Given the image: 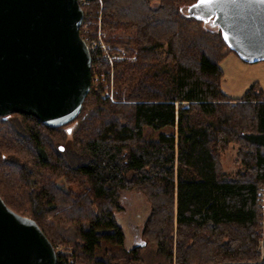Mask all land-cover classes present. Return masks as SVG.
Segmentation results:
<instances>
[{"label": "trees", "instance_id": "16d2710c", "mask_svg": "<svg viewBox=\"0 0 264 264\" xmlns=\"http://www.w3.org/2000/svg\"><path fill=\"white\" fill-rule=\"evenodd\" d=\"M197 2L103 0L110 28L137 30L132 40L113 41L136 52L134 61L115 64L118 103L91 87L81 113L62 127L22 113L0 117L2 199L23 215L14 203L27 198L29 218L54 247L71 246L80 264L140 260L144 246L124 248L115 216L131 190L151 203L143 237L148 245L152 236L161 257L264 264V89L256 83L240 98L224 92L221 64L238 54L219 27L208 30L184 10ZM102 65L107 70L108 60ZM148 128L159 131L156 139L145 138ZM232 143L242 165L234 176L220 160Z\"/></svg>", "mask_w": 264, "mask_h": 264}, {"label": "water", "instance_id": "95a60500", "mask_svg": "<svg viewBox=\"0 0 264 264\" xmlns=\"http://www.w3.org/2000/svg\"><path fill=\"white\" fill-rule=\"evenodd\" d=\"M212 6V24L230 48L246 62L264 61V4L219 0ZM82 19L78 0H0V117L22 113L51 128L77 118L92 82ZM0 264H58L37 222L10 209L1 195Z\"/></svg>", "mask_w": 264, "mask_h": 264}, {"label": "rangeland", "instance_id": "374dc122", "mask_svg": "<svg viewBox=\"0 0 264 264\" xmlns=\"http://www.w3.org/2000/svg\"><path fill=\"white\" fill-rule=\"evenodd\" d=\"M199 2V1H198ZM197 4V3H196ZM92 11L94 10L97 18L95 23L91 26L95 39H97L101 31V38L104 45L108 49L109 54L113 57V63L108 61V69L105 70L101 62H97L92 68V91L95 93L103 92V96L108 97L112 103H118L115 96V64L116 62L134 61L136 59V52L131 53L123 45L115 46L113 41L116 39L132 40L137 36L136 29H112L104 19V5L103 0H94L91 3ZM185 11H194L197 18L206 22L205 27L208 30H216L217 26L213 25V19L216 17L215 9L211 7H184ZM99 17L101 22L99 23ZM105 33V35H104ZM227 51V50H226ZM106 59V57H105ZM224 70V78L222 81V88L224 92L231 97H242L250 87L258 83L264 89V61L257 63H249L242 60L235 53H229L221 64ZM126 88L123 90L122 96L125 97ZM10 120H17L15 116ZM161 130L160 132H163ZM159 131L155 132L152 129H146L145 138L156 139ZM239 145L236 143L230 144L229 148L220 152V160L223 169L227 175L234 176L242 169L241 163L238 161ZM8 155V153H7ZM6 156V154H5ZM4 164L0 168V187L5 190V178L3 173L7 171ZM60 184L65 185L63 181ZM68 187V184L66 185ZM5 192V191H4ZM15 201V199H13ZM28 199L23 201H15V206L21 210L22 216L29 217V202ZM260 203L262 209V218L260 223V243L258 250L261 252L262 259H264V185L260 189ZM121 210L115 212L118 224L124 229L126 241L124 248L129 251L136 247L144 246L139 249L140 260L134 264H177L176 254L174 253L172 260H167L161 257L157 252L156 242L149 237V243L143 237L144 224L151 213V203L148 197L143 192L125 191L120 196ZM56 249L63 252L62 259L66 264H80V261L73 255V248L69 245L57 244ZM118 264H128L121 261Z\"/></svg>", "mask_w": 264, "mask_h": 264}, {"label": "built area", "instance_id": "2783aa9c", "mask_svg": "<svg viewBox=\"0 0 264 264\" xmlns=\"http://www.w3.org/2000/svg\"><path fill=\"white\" fill-rule=\"evenodd\" d=\"M92 2H94V0H78L80 7L83 9V19L80 25V36L85 41L87 49L91 57L95 59L96 63L101 62V60L105 59V57L110 63H113V57L109 54L108 49L104 45V42L101 38V31L99 32L97 39L93 38L94 34L92 32L91 26L94 25L95 17L97 18V16L94 10L92 11L90 6ZM100 22L101 17H99V23ZM55 251L57 256H59L58 259L61 257V261H63V252L56 248Z\"/></svg>", "mask_w": 264, "mask_h": 264}, {"label": "snow or ice", "instance_id": "6c2138e0", "mask_svg": "<svg viewBox=\"0 0 264 264\" xmlns=\"http://www.w3.org/2000/svg\"><path fill=\"white\" fill-rule=\"evenodd\" d=\"M219 0H199V2L193 7L200 8V7H211L214 3H218ZM257 2L264 4V0H257ZM227 39V37H225Z\"/></svg>", "mask_w": 264, "mask_h": 264}]
</instances>
